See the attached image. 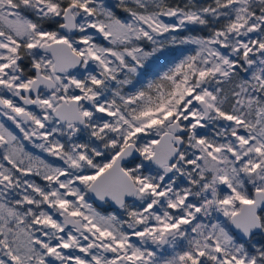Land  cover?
I'll return each mask as SVG.
<instances>
[{
    "label": "snow or ice",
    "instance_id": "obj_1",
    "mask_svg": "<svg viewBox=\"0 0 264 264\" xmlns=\"http://www.w3.org/2000/svg\"><path fill=\"white\" fill-rule=\"evenodd\" d=\"M0 115V264H264V0H0Z\"/></svg>",
    "mask_w": 264,
    "mask_h": 264
},
{
    "label": "rangeland",
    "instance_id": "obj_2",
    "mask_svg": "<svg viewBox=\"0 0 264 264\" xmlns=\"http://www.w3.org/2000/svg\"><path fill=\"white\" fill-rule=\"evenodd\" d=\"M94 67V65H93ZM162 70H166V69H160ZM151 69L149 70V75L146 77V79H151L153 78L151 75ZM128 91H131L132 89H126ZM10 95V94H9ZM32 110L34 111H39L38 109H36L34 106H32ZM0 122H4L6 124V126L10 127L13 131H15L17 133V135H21L19 133V130L15 128V125L7 119V117H4L2 115H0ZM87 135L84 134L83 139H86ZM25 147L27 148L28 151L34 153L35 155L38 156H42L43 158H45L46 160H48L49 162H56V163H61L60 161L57 160V158L51 157L50 155H48L47 153L42 152V150L34 147V145L31 142L28 141H24ZM32 179H34L37 183H40L41 185H43L45 182L40 178V177H31ZM108 211H111L112 209H107ZM165 254L167 255L168 252H165Z\"/></svg>",
    "mask_w": 264,
    "mask_h": 264
}]
</instances>
